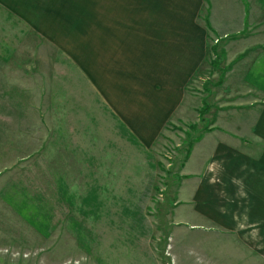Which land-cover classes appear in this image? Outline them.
Returning a JSON list of instances; mask_svg holds the SVG:
<instances>
[{
    "label": "rangeland",
    "instance_id": "rangeland-1",
    "mask_svg": "<svg viewBox=\"0 0 264 264\" xmlns=\"http://www.w3.org/2000/svg\"><path fill=\"white\" fill-rule=\"evenodd\" d=\"M2 1L7 7L0 9V264H255L248 198L254 187L248 181L264 180L263 141L245 142L246 198L235 175L221 182L212 166V193L197 201L203 214L195 216L189 194L179 193L194 188L181 170L195 144L214 133L209 149L220 140V129L233 126L227 118L231 103L219 88L230 67L222 54L221 38L227 35L211 33L222 0H200L192 13L207 34L204 65L151 144L134 135L100 94L110 75L102 77L100 58L103 65L107 58L95 47L104 43L118 51L126 38L133 53H142L147 42L134 27L157 17L149 7L163 8L159 16L166 20L171 9L184 14L191 3ZM240 1L250 11L248 21L264 18V0ZM124 22L133 33L119 30ZM111 26L114 38L101 35ZM252 29L253 24L246 32ZM135 54H118L111 73L119 85L126 81L131 87L134 114L143 108L139 95L147 94ZM209 203L215 215H206Z\"/></svg>",
    "mask_w": 264,
    "mask_h": 264
},
{
    "label": "crops",
    "instance_id": "crops-1",
    "mask_svg": "<svg viewBox=\"0 0 264 264\" xmlns=\"http://www.w3.org/2000/svg\"><path fill=\"white\" fill-rule=\"evenodd\" d=\"M178 1L191 3L189 10L187 9L184 14H176L179 11L171 9L172 16L165 20L164 17L159 16L160 12H165L164 9L151 5L150 11L153 14L157 13V17L152 20L148 17L143 18L141 26L134 27L137 28L135 31L132 26L127 25L128 22H124L125 24L121 26L119 30H123L125 35L130 29L131 33L134 31V33L142 34L144 44L147 42L145 48L144 45L142 47V53L137 52V55L133 53V49L128 47L129 42H125L126 38L122 40L123 46H121V50L118 49L119 53L117 48L115 50L107 48L104 43L100 44V47H95L99 57L105 54L107 58L104 59V63H106L104 65L103 58H100L101 66L96 64L95 69L100 67L99 70L104 72L102 77L106 76V73L110 75V83L104 90L100 89V94L106 98V102L109 103L123 124L134 135L144 138L141 139L145 144H151L154 141L156 136L163 131L166 123L183 105L186 98L185 87L204 65L207 34L197 17L192 15L202 4V1ZM6 7L5 2L0 0V9L3 11ZM221 11L220 20H212L211 33L218 38L227 35V38H221L222 54L230 67L222 77L219 88L222 90L223 96L231 103V107L230 105V108L228 107L231 110L227 112L232 115L229 114L230 117L227 118H233V126L220 129L221 131H218L220 140L213 142L209 149L206 148L207 150L205 149L206 142L209 140V136L214 133L202 136L182 167V176L190 178L187 181L189 186L193 185L194 188L186 190L185 187L188 185H183L187 192L183 189V192L185 191L183 195L180 189L179 193L183 197H187L185 195L189 194L190 200L193 202H189L191 212L197 217L199 214H203L201 211L203 207L198 208L203 205L197 201L208 199L212 193L209 184L213 170L210 169V166L218 168L221 182H224L228 175L230 177L231 174L235 175L233 179H237V183L243 185L244 194L241 198H246L244 190L247 183L245 169L248 154L245 142L247 140L249 142L251 140L264 142V18L252 16L253 18L248 21V18H251L250 11L247 10V4L240 0H222ZM252 24L253 31L247 33L246 30ZM112 28L111 26V29H102L101 35H110V38H114L112 31L115 30ZM117 34L118 32L114 35L117 36ZM117 53H121V57L135 54L136 61L143 66L142 69L145 71L142 76V79L144 78L142 88L146 89L147 94L139 95L143 107L140 113L131 112L130 107L132 106L129 99L131 87L128 82L125 81L123 85H119L115 79L116 75L111 74L117 68ZM140 54H142L141 58H138ZM127 59L123 58L120 61L124 64V68L130 71V68L127 67ZM126 76L127 73L121 77ZM122 78L119 80L121 81ZM119 86L123 88H119ZM233 103H235L234 107H232ZM189 108L190 106H188ZM228 124L230 125V123ZM259 180L250 178L248 181L254 187L252 196L248 195V198L253 200L254 247L255 253L259 257L255 258V264H260L264 258V180ZM213 192L215 191L213 190ZM238 193L240 194L239 191ZM206 208L208 210L206 215L216 214L213 212L216 207L211 203L206 205ZM191 228L200 229L197 226Z\"/></svg>",
    "mask_w": 264,
    "mask_h": 264
}]
</instances>
